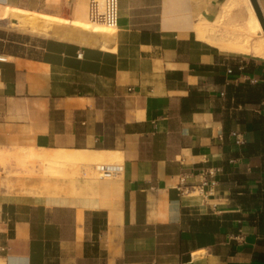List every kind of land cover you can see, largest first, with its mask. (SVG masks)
Wrapping results in <instances>:
<instances>
[{
  "label": "crops",
  "instance_id": "1",
  "mask_svg": "<svg viewBox=\"0 0 264 264\" xmlns=\"http://www.w3.org/2000/svg\"><path fill=\"white\" fill-rule=\"evenodd\" d=\"M0 5L52 16L0 22V264H264L251 0H119L114 31L89 0Z\"/></svg>",
  "mask_w": 264,
  "mask_h": 264
},
{
  "label": "bare ground",
  "instance_id": "2",
  "mask_svg": "<svg viewBox=\"0 0 264 264\" xmlns=\"http://www.w3.org/2000/svg\"><path fill=\"white\" fill-rule=\"evenodd\" d=\"M12 14H15V15L17 14L16 17L21 16L20 22L22 23V25H20V27L24 31H28V32H34L35 31L34 29H35L36 25L39 23V21L52 19L51 15H50L51 16L50 17L49 15L30 12L28 10L21 9V8H14V7H10L8 5H0V19H5L7 17H10ZM249 20L254 21L256 24L258 22L256 15L253 12H251V18H249ZM83 25L87 28L101 29V30H105V31H114L115 30L114 28L109 27L102 22H91L90 21L89 23H85ZM258 25L259 24H257V28L260 29L259 28L260 25L259 26ZM252 29H251V32L254 33V31ZM38 30H40V29H38ZM254 30H256V29H254ZM199 35L202 36L203 34L201 32H199ZM243 45H248L247 39L244 40V42L243 41L242 42L237 41V43H234V45H232V47H234L236 49H239V48L241 49L243 47ZM253 49L256 53L264 54V33L261 34L259 36V38L254 42ZM30 153H31V151H30ZM26 155L27 154L17 155V158L22 159Z\"/></svg>",
  "mask_w": 264,
  "mask_h": 264
},
{
  "label": "built area",
  "instance_id": "3",
  "mask_svg": "<svg viewBox=\"0 0 264 264\" xmlns=\"http://www.w3.org/2000/svg\"><path fill=\"white\" fill-rule=\"evenodd\" d=\"M119 16V0H89V17L91 22H102L115 28ZM99 177L114 178L123 172V164L120 162H99L94 165Z\"/></svg>",
  "mask_w": 264,
  "mask_h": 264
},
{
  "label": "rangeland",
  "instance_id": "4",
  "mask_svg": "<svg viewBox=\"0 0 264 264\" xmlns=\"http://www.w3.org/2000/svg\"><path fill=\"white\" fill-rule=\"evenodd\" d=\"M17 16V14L15 15V14H12L10 17H7V18H5V19H0V22H3V21H5L6 19H10L11 21H14L15 23H13V24H11V26L10 27H14L15 29H17V30H19V31H24L21 27H20V25H22V23L20 22V18H21V16H18V17H16ZM10 155H12V153H6V152H2V153H0V158H6V157H8V156H10ZM113 161H115V160H105V159H96V160H93V161H91V163H90V168L92 169L93 168V166L96 164V163H99V162H105V163H107V162H113ZM92 173L93 174H95L96 175V172H95V170H93L92 169Z\"/></svg>",
  "mask_w": 264,
  "mask_h": 264
},
{
  "label": "water",
  "instance_id": "5",
  "mask_svg": "<svg viewBox=\"0 0 264 264\" xmlns=\"http://www.w3.org/2000/svg\"><path fill=\"white\" fill-rule=\"evenodd\" d=\"M251 1H252V4H253V6H254V8H255V11H256V13H257V16H258V18H259V21H260L261 26H262L263 31H264V17H263V15H262V13H261L259 7H258V4H257L256 0H251Z\"/></svg>",
  "mask_w": 264,
  "mask_h": 264
}]
</instances>
